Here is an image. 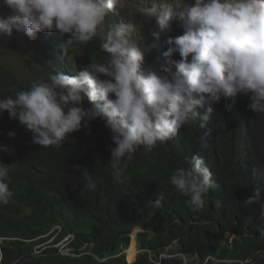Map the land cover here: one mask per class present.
<instances>
[{"label": "trees", "instance_id": "obj_1", "mask_svg": "<svg viewBox=\"0 0 264 264\" xmlns=\"http://www.w3.org/2000/svg\"><path fill=\"white\" fill-rule=\"evenodd\" d=\"M125 18L121 11L110 12L106 26ZM20 35L7 42L22 47L19 57L26 71L10 68V59L0 57V98L27 89L29 69L37 81L47 80L50 74L73 73L77 62L105 56L91 43L64 57L55 46ZM154 61L148 55L149 71L159 75ZM250 102L244 95L222 98L206 126L194 117L151 153L141 148L131 162L122 161L123 184L110 174L109 149L115 145L100 118L61 144L43 148L7 112L0 115V144L14 149L2 162L13 196L0 204V264H264V199L244 203L256 188L264 197V113L249 110ZM83 107H92L86 98ZM12 131L20 135L17 141L6 136ZM194 155L204 158L214 181L199 212L191 211L187 197L169 184L173 170L190 167ZM75 164L88 167L97 181L95 190L85 188L73 171ZM160 194L162 207H149L148 201ZM137 229H142L140 254L127 255ZM69 236L72 250L66 256L57 245Z\"/></svg>", "mask_w": 264, "mask_h": 264}, {"label": "clouds", "instance_id": "obj_2", "mask_svg": "<svg viewBox=\"0 0 264 264\" xmlns=\"http://www.w3.org/2000/svg\"><path fill=\"white\" fill-rule=\"evenodd\" d=\"M132 4L131 0H0V7L10 10L0 12V57L12 58H6L4 45L13 44L7 41L21 32L32 40L54 41L61 56L56 40L67 54L91 43L105 53L98 62H77L73 73L50 74L14 96L0 98V115L7 112L31 132L32 143L43 148L61 144L100 118L115 145L109 149L110 174L121 184L127 181L122 161L131 162L141 148L151 153L194 117L206 126L222 98L249 96L247 108L264 113V0H159L140 10L150 24L141 27L125 18V23L106 26L111 11L127 17ZM14 45L15 58L25 67L19 57L22 47ZM148 55L155 58L152 64L160 65L161 74L149 71ZM85 98L92 107H83ZM15 135L8 133L11 138ZM0 153L12 155L14 149L0 144ZM9 155H0V204L5 205L13 196L6 182L9 169L2 165ZM190 165L174 169L169 184L187 197L191 211L199 212L214 181L203 157L192 156ZM73 171L82 176L86 189L95 190L97 181L87 166L75 164ZM257 174L254 170L253 176ZM261 193L256 188L244 203L261 201ZM162 201L160 194L148 206L160 208ZM72 239L57 245L61 252L68 250L63 255L70 254Z\"/></svg>", "mask_w": 264, "mask_h": 264}, {"label": "rangeland", "instance_id": "obj_3", "mask_svg": "<svg viewBox=\"0 0 264 264\" xmlns=\"http://www.w3.org/2000/svg\"><path fill=\"white\" fill-rule=\"evenodd\" d=\"M131 1H133V4L131 6L130 13L126 17V19L128 21H131V22L135 23L138 26H141V27L146 25V24H150L151 21H148V19L146 17L141 15L140 10H141V8H151L152 3L153 2H159V0H131ZM0 12H2V13L10 12V10L7 9V8L0 7ZM141 32H143V31L141 30ZM16 47H17V45H14V44H6V45H4L3 52L6 53V58H11L12 57L10 59V62H9L10 63V68L18 69V70H21L22 72H25L26 70H25L23 62H21V61H19V60H17L15 58V57L18 56V53H17L18 50L15 49ZM0 51H1V49H0ZM10 52H11V54H9ZM28 72H27V75H26V79H30L29 83L30 82L32 83L33 81H37L34 78V73L31 72V71H28ZM27 86L28 85H22V87H27ZM19 138H20V135L16 134L15 135V141H17ZM140 231H142V229H137L135 232H140ZM132 239H133V241L134 240L135 241H134L131 253L132 254H138L140 251H139V248H138V238H137L136 234L132 235ZM186 263H187V261H186Z\"/></svg>", "mask_w": 264, "mask_h": 264}, {"label": "bare ground", "instance_id": "obj_4", "mask_svg": "<svg viewBox=\"0 0 264 264\" xmlns=\"http://www.w3.org/2000/svg\"><path fill=\"white\" fill-rule=\"evenodd\" d=\"M111 13L112 14H114V13H116V12H114V11H111ZM119 23H125V22H123V21H121V22H119ZM119 23H117V24H119ZM53 36V35H52ZM54 37V36H53ZM45 38H46V36H45ZM58 41V40H57ZM56 41V42H57ZM50 44V43H49ZM43 45V44H42ZM50 45H55V43H54V41H51V44ZM57 45V44H56ZM54 47V46H53ZM60 49H61V52H62V56H64V57H67V53L65 52V46L63 45V44H60ZM56 48V47H55ZM34 52V51H33ZM22 53V52H21ZM45 57V56H44ZM14 69V68H13ZM29 71H30V69H29ZM13 73V72H12ZM29 73V72H28ZM17 76V75H16ZM23 77V76H22ZM17 78V77H16ZM30 80V79H29ZM7 134V133H6ZM5 135V134H4ZM6 136H8V134L6 135ZM4 143V142H3ZM5 144V143H4ZM1 154V153H0ZM8 155V154H7ZM73 223V222H72ZM135 241V240H134ZM134 241H133V244H134ZM133 244H132V247H133ZM132 247L130 248V250L129 251H127V255H132V256H136V255H138V254H132L131 253V250H132ZM154 256V255H153ZM162 256V255H161ZM160 256V257H161ZM180 257V256H179ZM168 258V257H167ZM187 260V259H186ZM211 262V261H210Z\"/></svg>", "mask_w": 264, "mask_h": 264}, {"label": "built area", "instance_id": "obj_5", "mask_svg": "<svg viewBox=\"0 0 264 264\" xmlns=\"http://www.w3.org/2000/svg\"><path fill=\"white\" fill-rule=\"evenodd\" d=\"M62 249H63V247H61V250H62ZM67 252H68V250H67V251H66V250H63V251H62L63 254H65V253H67ZM68 255H70V254L68 253Z\"/></svg>", "mask_w": 264, "mask_h": 264}, {"label": "water", "instance_id": "obj_6", "mask_svg": "<svg viewBox=\"0 0 264 264\" xmlns=\"http://www.w3.org/2000/svg\"><path fill=\"white\" fill-rule=\"evenodd\" d=\"M142 231H140V232H134V234H136V236H137V238H138V236H139V233H141ZM140 253V252H139Z\"/></svg>", "mask_w": 264, "mask_h": 264}]
</instances>
